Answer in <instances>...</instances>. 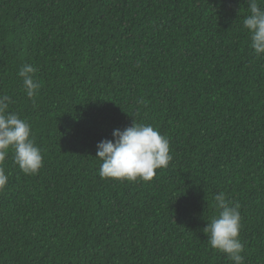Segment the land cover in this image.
<instances>
[{"label": "trees", "instance_id": "trees-1", "mask_svg": "<svg viewBox=\"0 0 264 264\" xmlns=\"http://www.w3.org/2000/svg\"><path fill=\"white\" fill-rule=\"evenodd\" d=\"M247 8L0 0V94L43 156L35 175L11 151L0 161V264H231L203 231L220 192L241 206L244 264H264V55L249 47ZM135 121L173 159L149 182L102 179L97 144Z\"/></svg>", "mask_w": 264, "mask_h": 264}, {"label": "clouds", "instance_id": "clouds-1", "mask_svg": "<svg viewBox=\"0 0 264 264\" xmlns=\"http://www.w3.org/2000/svg\"><path fill=\"white\" fill-rule=\"evenodd\" d=\"M248 14L244 17L243 28L250 37L249 47L257 57L264 55V0H247ZM36 69L23 65L18 76L22 78L23 89L29 98H34L40 84L34 79ZM11 96L0 94V161L11 151L12 159L25 175L38 174L43 167L40 148L32 138L30 124L10 111ZM33 102H35L33 100ZM113 139L97 144L98 158L102 163L99 175L102 179L149 182L157 170L167 168L173 159L169 139L150 124L134 123L123 130L115 129ZM9 177L0 167V191L4 190ZM217 215L213 216L203 231L207 234L208 245L222 253L231 264H244V244L240 240V204L228 200L225 193L214 196Z\"/></svg>", "mask_w": 264, "mask_h": 264}]
</instances>
